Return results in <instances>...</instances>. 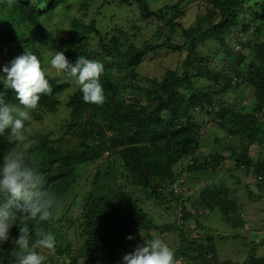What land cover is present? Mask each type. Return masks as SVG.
<instances>
[{
	"label": "trees",
	"instance_id": "trees-1",
	"mask_svg": "<svg viewBox=\"0 0 264 264\" xmlns=\"http://www.w3.org/2000/svg\"><path fill=\"white\" fill-rule=\"evenodd\" d=\"M68 1L0 0V74L25 51L36 54L45 71L56 46L50 49L55 33L44 20L72 8L74 0ZM188 2L177 0L158 8L151 0L79 2L84 16L92 18L89 23L72 18L68 37L59 39L58 51H64L73 64L79 56L104 64L100 82L105 101L102 105L85 103L74 78L61 72L59 79L45 72L52 92L41 95L31 121L56 114L61 95L76 87L64 99L67 119L56 134L35 135L27 149V159L47 179L53 215L46 222L17 218L9 240L0 245V264H14L21 254L12 240L24 226L31 232L30 244L41 230L55 233L54 250L38 249L46 264H77L78 260L121 264L124 255L143 243L127 237H139L141 232L147 239L165 240L174 250L176 264H240L232 259L219 261L214 235L198 221L204 211L226 220L240 213L235 221L241 223L243 207L232 192L224 185L205 189L199 201H194L193 193L185 191L189 180L192 183L203 174L218 178L235 171L254 176L258 191L253 193L246 184L248 197L250 201L262 199L264 0ZM112 5L128 11L135 6L140 19L133 16L124 27L104 31L94 11ZM190 10L194 18L187 26L183 19ZM142 22L154 25L153 37L136 42ZM91 40L97 43L95 49L90 48ZM165 61L166 68H162ZM158 68L159 75L155 73ZM4 90L0 84V91ZM231 90L238 96L249 90L254 107L238 109L228 101ZM7 93L5 100L15 102L14 94ZM17 143L0 136V152ZM204 143L210 145L209 152H201ZM252 147L258 148L256 158L250 154ZM36 155L38 161L32 159ZM103 161L109 165L104 183L100 181L104 173L98 169ZM226 161H232L230 168ZM80 191L85 195L78 200ZM63 206L65 210L58 215ZM163 213L168 220L159 224ZM190 219L194 228L187 225ZM69 230L74 242L67 236ZM79 242L83 247L76 251ZM245 245L250 251L241 264H264V256L258 253L264 237Z\"/></svg>",
	"mask_w": 264,
	"mask_h": 264
},
{
	"label": "clouds",
	"instance_id": "clouds-1",
	"mask_svg": "<svg viewBox=\"0 0 264 264\" xmlns=\"http://www.w3.org/2000/svg\"><path fill=\"white\" fill-rule=\"evenodd\" d=\"M49 64L67 78H74L85 103H104L105 91L100 82L105 71L102 62L79 56L73 64L64 51L55 50ZM0 84L5 89L0 91V136L7 133L10 139L19 138L26 123L31 121V112L37 108L41 95L52 92L51 84L42 69L41 60L28 51L2 68ZM7 90L14 94L15 102L5 100ZM47 183L35 164L27 159L22 146L0 152V245L9 240L10 230L17 218L24 221L38 219L41 222L50 219L53 213ZM36 235L37 238L30 244L29 228H19V237L13 243L19 247L21 254L14 264H46V257L38 249L54 250L56 235L47 230H41ZM141 236L143 243L124 255L121 264H176L174 250L163 239H147L142 232ZM127 239L132 241L134 236L129 235Z\"/></svg>",
	"mask_w": 264,
	"mask_h": 264
},
{
	"label": "rangeland",
	"instance_id": "rangeland-1",
	"mask_svg": "<svg viewBox=\"0 0 264 264\" xmlns=\"http://www.w3.org/2000/svg\"><path fill=\"white\" fill-rule=\"evenodd\" d=\"M70 1V0H69ZM68 1V2H69ZM83 0H74L72 2V8L64 9L63 12L53 13L46 17L44 20V23L47 27H49L54 33V43L51 45L50 49L54 48V45L56 46V50L58 51V46L60 45V38H67L68 37V29L70 25V20L74 17L77 18H84V21L86 23H89V21L92 18V15L84 16V12L79 9V2ZM177 0H151L152 3H155L154 7H162L165 4L174 3ZM186 4L189 3L188 0H185ZM78 5V7H77ZM132 9L134 11H128L126 9H121L118 7H114L113 5L107 8L98 9L94 11V16L96 18V21L98 22V27H100L102 30L107 31L110 29H113L115 26L124 27L126 20H132V17L135 16L139 20L140 17L137 14V10L135 9V6H132ZM136 11V12H135ZM105 17V18H104ZM194 18V11L190 10L186 17H184L183 22L185 25H190V23L193 21ZM142 30L140 32V36L136 38V42L148 40L152 38L154 33V25L153 24H147L145 22L141 23ZM130 32V29H128ZM56 41V43H55ZM97 47V43L94 40L90 41V48L95 49ZM237 46H235V49ZM54 53V52H51ZM50 56V55H48ZM166 62L165 61L162 65V68H166ZM172 62V61H171ZM175 62V61H173ZM161 67V66H160ZM159 67V68H160ZM159 68L156 70V74L159 75L160 71ZM45 72L47 74H50L52 77L56 76L61 79L62 74L61 72L52 69L50 67V64L44 65ZM57 78V79H58ZM76 87L68 89L62 96L61 99L63 100L61 102V105L58 109V112L54 115H46L44 116L42 121H30L29 126L23 130V133L20 135L19 138H9L7 133L3 136L4 138L8 139V141L17 140L19 143L15 145H7L3 148L2 152L7 151L8 148L12 147H19L22 146L24 148V151L27 153V149L34 144L35 141V135L43 134L46 132L51 133V135L56 134V129L60 125H62L64 119H67V110L64 106V99L67 95H69ZM228 101L233 102L234 104H237L238 109H244L246 111L251 110L254 107V102L252 101V98L250 96L249 90H246L244 94H241V96H238V93L234 90H231L228 93ZM211 130V128H209ZM213 131V130H212ZM58 136V135H57ZM56 136V137H57ZM216 136V135H215ZM213 140V139H212ZM206 143H209L211 141H205ZM202 146L201 152H209L210 145L206 144ZM258 152L257 147H252L250 154L253 158H256V153ZM32 158V157H31ZM34 161H38V156H34L32 158ZM227 168H230L232 166V161H226ZM108 163L106 161H103L99 164L100 170L104 173L103 177L100 179L101 182H106L107 180V172L109 171ZM94 173L92 172L90 181L93 180ZM230 174V175H229ZM185 179V178H184ZM237 180L240 182L238 183ZM89 181V182H90ZM198 182V183H197ZM189 186L187 188V191H185V194L188 192H192L194 201L198 200V197L200 193L207 189V191H212L218 188L219 186L224 185L230 192H232V198L236 200V203L241 205L243 207V221L241 223H237L235 221V218L239 216L240 213L235 214L232 213L226 218H222L221 215H219L216 212L207 213V212H201L200 217L198 218V221L203 224L205 227H207L210 230V233L214 235L215 243H216V250L218 259L220 262L225 260H231L234 262L242 263L246 255L248 254V251H250V247L248 248L245 243L254 242L257 243L262 237H264V193H262V199L259 201H250L248 197V192L246 188V184L248 186V189L253 191V193H256L258 189L256 190V187L254 184H256V181L254 179V176L249 175L244 176L243 174H240L235 171L227 172V174L221 173L219 174L218 178H215L213 176H210L208 174H203L202 177L199 180H194L192 183L189 180ZM90 185V183H88ZM190 190V191H189ZM78 200L82 199L85 194L83 192H78ZM199 201V200H198ZM64 206L60 208L58 215L62 214V211H64ZM193 212V211H192ZM166 218L168 216L163 213V219L161 220L159 218V224L160 222H166ZM172 219V218H170ZM169 219V220H170ZM227 221V222H226ZM191 228H194V220L190 219L188 221V224ZM144 234V232H143ZM142 234V235H143ZM17 234L14 235L16 239H18ZM67 236L74 242V234L72 231L67 232ZM134 240L133 241H140L143 242V237L141 234L139 237L136 234H133ZM152 236L154 237L155 234ZM12 240V237H11ZM13 242V240H12ZM165 242V240H164ZM6 242L2 245H5ZM60 245L64 246L65 242L61 241L59 243ZM15 245V244H14ZM16 246V245H15ZM83 247V242L77 243L76 251H78L80 248ZM259 255L264 256V245L259 246L258 248ZM77 264H82V261L76 262Z\"/></svg>",
	"mask_w": 264,
	"mask_h": 264
}]
</instances>
